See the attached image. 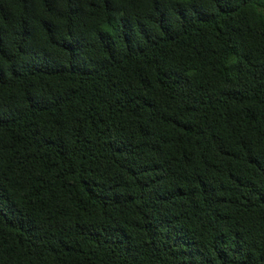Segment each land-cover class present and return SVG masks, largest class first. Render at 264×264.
Returning <instances> with one entry per match:
<instances>
[{"label": "trees", "instance_id": "obj_1", "mask_svg": "<svg viewBox=\"0 0 264 264\" xmlns=\"http://www.w3.org/2000/svg\"><path fill=\"white\" fill-rule=\"evenodd\" d=\"M0 264H264V0H0Z\"/></svg>", "mask_w": 264, "mask_h": 264}]
</instances>
